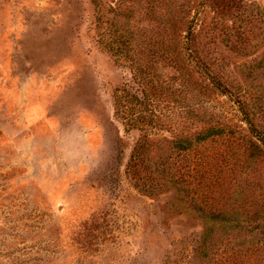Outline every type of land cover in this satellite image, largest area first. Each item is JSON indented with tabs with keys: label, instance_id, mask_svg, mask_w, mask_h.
Returning a JSON list of instances; mask_svg holds the SVG:
<instances>
[{
	"label": "rangeland",
	"instance_id": "1",
	"mask_svg": "<svg viewBox=\"0 0 264 264\" xmlns=\"http://www.w3.org/2000/svg\"><path fill=\"white\" fill-rule=\"evenodd\" d=\"M261 132L264 0H0V264H264Z\"/></svg>",
	"mask_w": 264,
	"mask_h": 264
},
{
	"label": "trees",
	"instance_id": "2",
	"mask_svg": "<svg viewBox=\"0 0 264 264\" xmlns=\"http://www.w3.org/2000/svg\"><path fill=\"white\" fill-rule=\"evenodd\" d=\"M242 114L244 115V119L245 121L247 122V124L249 125V129L251 132H253V129H254V124H253V114H252V117H251V112L249 113V111L247 109H242ZM262 135L260 134L259 136V141L261 142V144L263 145V148H264V132H261ZM206 237L208 236V234L205 235ZM205 241V239H204ZM203 244V243H202ZM201 253H204L206 252V247H203L202 246V250H200ZM215 263V261L213 262V264Z\"/></svg>",
	"mask_w": 264,
	"mask_h": 264
}]
</instances>
